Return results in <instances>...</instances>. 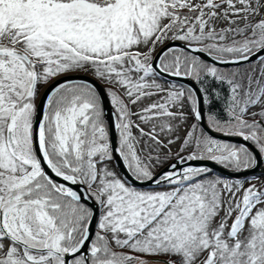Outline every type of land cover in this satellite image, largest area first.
Wrapping results in <instances>:
<instances>
[{
	"label": "snow or ice",
	"instance_id": "6c2138e0",
	"mask_svg": "<svg viewBox=\"0 0 264 264\" xmlns=\"http://www.w3.org/2000/svg\"><path fill=\"white\" fill-rule=\"evenodd\" d=\"M261 176L264 0H0V264H264Z\"/></svg>",
	"mask_w": 264,
	"mask_h": 264
},
{
	"label": "rangeland",
	"instance_id": "374dc122",
	"mask_svg": "<svg viewBox=\"0 0 264 264\" xmlns=\"http://www.w3.org/2000/svg\"><path fill=\"white\" fill-rule=\"evenodd\" d=\"M262 181H264V176H261V178H260Z\"/></svg>",
	"mask_w": 264,
	"mask_h": 264
},
{
	"label": "water",
	"instance_id": "95a60500",
	"mask_svg": "<svg viewBox=\"0 0 264 264\" xmlns=\"http://www.w3.org/2000/svg\"><path fill=\"white\" fill-rule=\"evenodd\" d=\"M89 78H91V77H89ZM259 173V170H257V173L256 174H258Z\"/></svg>",
	"mask_w": 264,
	"mask_h": 264
}]
</instances>
